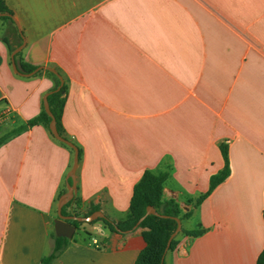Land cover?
<instances>
[{"label": "crops", "instance_id": "obj_1", "mask_svg": "<svg viewBox=\"0 0 264 264\" xmlns=\"http://www.w3.org/2000/svg\"><path fill=\"white\" fill-rule=\"evenodd\" d=\"M0 19V264H40L74 150L31 122L64 80L59 132L79 148L67 215L86 217L51 264H134L142 226L114 230L145 170L192 210L165 264H256L264 248V0H5ZM21 36V38L19 37ZM41 67L14 70L12 51ZM17 67L20 69L15 57ZM51 71V70H50ZM230 173L198 205L211 175ZM79 221V220H78ZM72 222V221H71ZM78 232V234H77Z\"/></svg>", "mask_w": 264, "mask_h": 264}, {"label": "trees", "instance_id": "obj_2", "mask_svg": "<svg viewBox=\"0 0 264 264\" xmlns=\"http://www.w3.org/2000/svg\"><path fill=\"white\" fill-rule=\"evenodd\" d=\"M0 12L5 13V15L0 16V19L12 23L15 26L16 31H18L12 11L7 6L5 0H0ZM19 37L21 38L20 35ZM15 57H17L18 65L22 71L31 72L37 68L36 65L24 62L21 59V51H19ZM47 73L55 78L57 85L60 84V79L54 72L47 70ZM65 87V84H63L58 91H55L48 96L49 104L56 117L57 124H59L60 115L64 106V98L61 95L65 90ZM38 120H43L47 125L50 123L51 117L46 112L44 106L40 114L31 120V122H36ZM58 129H60L59 126ZM221 151L224 158V166L217 173L211 175L207 192L195 201H191L194 206H198L217 185L228 177L230 173L228 146L226 143L221 144ZM166 178V172L156 173L150 169L145 170L141 179L134 185L130 206L123 218H121L117 224L108 219L105 220L111 229L126 231L135 226L139 218L145 214L148 205L154 206L159 213L167 215V217H163L160 215L148 214L141 221L139 226L145 228L142 231V234L146 245L139 252L134 264H162V257L165 252L167 240L177 226V221L174 217H179L182 221L192 215V210L183 211L176 200L165 199L163 197V188ZM71 202L72 200L63 206L62 211L64 214L70 213L68 207ZM71 221L77 225V228L82 223L75 219ZM205 231L206 228L202 225L195 228L182 227L178 235L172 240L169 250L176 248L180 240V235L196 237L203 234ZM52 236L54 238L53 250L41 258L40 264H51L70 242V238L56 236L54 232L52 233ZM256 264H264V248L259 254Z\"/></svg>", "mask_w": 264, "mask_h": 264}, {"label": "water", "instance_id": "obj_3", "mask_svg": "<svg viewBox=\"0 0 264 264\" xmlns=\"http://www.w3.org/2000/svg\"><path fill=\"white\" fill-rule=\"evenodd\" d=\"M2 15H5V13L0 12V16H2ZM23 45H24V42L22 44H20L19 46H17L12 51V53H11L12 65H13V68L16 72L24 74V75H32L35 72H37L41 67H38L31 72L22 73L19 71L17 64H16L15 56L19 51H21V49L23 48ZM48 69L51 70L52 72H54L60 79L59 86L56 89L51 90L50 92H47L43 98L44 108H45L46 112L48 113V115L51 117L49 127H50L52 134L58 140L66 143L68 146H70L74 150L73 165H72V168L67 175V183H66L67 184V190L60 195L58 202H57V218L54 220V230H55L56 236L71 238L74 234L76 227H77V225L74 224L73 222H71V220L75 219V220H79V221H92L93 219L97 218L98 216L104 217V214L100 211H96L89 216L80 217V216H76V215H67V214H64L62 211L63 206L65 204H67L69 201H71L74 194H75V190H76L75 172H76L78 162H79V148L73 141L62 136L58 130L57 120H56V117L51 110L49 100H48V96H49V94H51L55 91H58L62 87L64 80H63V77L55 69H53V68H48ZM148 214H155V215L167 217V215L159 213L154 206L148 205L146 208L145 214L139 218V220L137 221V223L135 224L134 227L138 226L141 223V221L145 218V216ZM174 218L177 221V226H176L175 230L170 234V236L167 240L165 252H164L163 257H162V264H164L165 254L169 250V246H170L172 240L178 235V233L182 229L181 219L179 217H174Z\"/></svg>", "mask_w": 264, "mask_h": 264}, {"label": "rangeland", "instance_id": "obj_4", "mask_svg": "<svg viewBox=\"0 0 264 264\" xmlns=\"http://www.w3.org/2000/svg\"><path fill=\"white\" fill-rule=\"evenodd\" d=\"M77 234H78V232H77Z\"/></svg>", "mask_w": 264, "mask_h": 264}]
</instances>
